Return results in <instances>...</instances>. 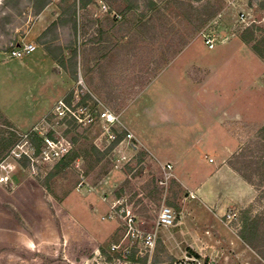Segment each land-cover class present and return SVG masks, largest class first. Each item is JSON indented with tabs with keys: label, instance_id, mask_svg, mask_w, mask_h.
I'll return each mask as SVG.
<instances>
[{
	"label": "rangeland",
	"instance_id": "374dc122",
	"mask_svg": "<svg viewBox=\"0 0 264 264\" xmlns=\"http://www.w3.org/2000/svg\"><path fill=\"white\" fill-rule=\"evenodd\" d=\"M3 1L1 13L8 12L12 18L7 23L9 32L0 36V264H115L113 243L131 247L132 264H175L186 253L212 255L219 264L226 260L240 264L232 245L242 243L230 230L237 231L239 222L215 227L221 250L208 251L213 243V213L199 199L187 205V192L173 170L168 184L162 183L163 164L148 152L141 137L166 162L186 153L191 133L211 128L213 135L202 143L193 173L196 180L208 177L215 166L209 157H216L213 153L223 144L235 150L231 157L242 150L262 152L256 136L264 125V59L241 39L246 28L238 21L245 9L263 14L262 0H222L218 12L193 31L172 63L177 54H171L193 28L189 19L175 16L182 13L180 8L174 7L175 13L167 19L151 9L148 0H91L88 4L51 0L43 21L47 27L53 21L58 24L44 40L66 62V67L57 62L53 69L50 60H35L42 48L38 45L31 55H10L18 41L37 44L39 38L34 35L36 19L29 0L19 9L17 0H8L10 5L1 8ZM74 2L77 29L59 22L64 9ZM156 2L164 6L163 0ZM187 2L199 6L204 0ZM18 27L19 31H13ZM202 31L218 36L215 48H208ZM62 46L72 50L62 54ZM73 50L78 75L72 69ZM239 85L243 97L238 96ZM242 101L246 106L240 111L246 118L231 124L237 139L216 140L220 126L208 111L213 108L220 114L229 105V111L236 112ZM105 108L117 114L125 108L122 120L137 132L133 131L137 151L126 143L112 146L100 118ZM30 132L42 140L35 141ZM47 137L58 145H48ZM67 143L68 157L61 161L64 155L59 157L55 151L62 152ZM47 149L52 154L49 158L44 155ZM141 150L147 154L140 155ZM117 199L123 202L119 209L131 206L148 229L160 207L170 205L177 212V225L160 231L152 254L140 253L138 241L126 237L120 215L103 218ZM257 201L252 216L264 217V184Z\"/></svg>",
	"mask_w": 264,
	"mask_h": 264
},
{
	"label": "crops",
	"instance_id": "0c3cea01",
	"mask_svg": "<svg viewBox=\"0 0 264 264\" xmlns=\"http://www.w3.org/2000/svg\"><path fill=\"white\" fill-rule=\"evenodd\" d=\"M47 8L48 7H45L37 15L33 14V11H32V14L34 15L36 19L35 26L37 29L34 35H36L39 38L37 45L42 47L40 50L37 48L36 51L39 50L41 52H39V55L35 56V60L40 59V58L48 59L51 61L52 69H53L58 61L55 59V57L51 53L48 52V50L46 49V46H49V45H47V43L46 44L42 43L45 40L41 38V35L43 34V32H45V30H47L46 28H48L46 22L43 21V17L45 16V12L47 11ZM31 10H32V7H31ZM13 31H19V27ZM7 32H9L8 28H7ZM4 33L5 32H0V36L4 35ZM24 34H26V32H24ZM12 39L13 40L15 39V41L17 40L15 32L13 34ZM19 42L20 41H18L17 44H19ZM68 49L69 48L67 47L64 48L62 46V54L66 55ZM71 50L72 49H69V51ZM179 54H177L172 59L171 63L176 59V57ZM230 56L226 57L227 63H229ZM66 59H69V58L66 57ZM169 65H167V67ZM225 66L228 67L226 64L223 66V68H225ZM75 75H78V72L75 73ZM66 77L68 78L67 75ZM98 77L102 79V75L99 74ZM108 81L109 82H107L108 83L107 85L111 86V83H112L111 79ZM67 86H69V84ZM93 86L96 88L95 91L99 92L100 90L99 85H95L94 83ZM252 91L255 92L254 90ZM240 92H241V89L239 85L237 86V93L239 94L238 95L239 97L241 96L243 97V95L240 96ZM238 102H240V99ZM242 102L243 103H240V104H243V105L238 106L239 109H237L236 112H233L232 110L229 111L230 109H232L231 106L229 105L226 107H223L220 114H215L214 113L215 111L214 112L212 111L213 108L210 109L211 111L210 110L208 111L210 112V115L212 116L213 120L216 121L217 124H219L220 126L219 129L216 130L220 133L218 136L215 137L216 140L225 141L224 139H226L230 141L231 139L232 140L237 139L231 134V124H234L235 122H238L241 119L244 120L246 118L245 112L240 111V109L243 110L246 106L244 101ZM125 108L123 109L121 113H118L121 120H122V115H123ZM122 122L124 123L125 126H127V128H129V130H131L132 132L134 131L135 134H137L133 126L129 125V123L125 122L124 120H122ZM205 124L208 125V123H205ZM212 132L213 131L211 128L209 129L208 126L207 127L204 126V128L197 130L196 133H191L188 137V139L191 141H190V145H188V150L186 151V153L184 155L178 156L177 158L169 159L166 162H164L162 159H160L158 156L155 155L154 151H156L157 148H154L153 146L149 145L147 141H145V139L142 137H141V140L143 141L144 147L148 150V152L151 155H153V157H155L159 162H161L162 164H167V163L172 164L173 172H174V175L177 181L187 192V195L184 197L187 205L191 203L190 202L191 200L199 199L200 201L205 203L207 207L209 208V210L211 211V213H213V217L210 218L211 222L214 224V226L210 227L212 231L211 241L213 243L212 245H209L211 246V248L208 249V251H218V250H221L219 248V239H220L219 235L220 234L218 235L216 233L215 227L221 228L222 226L221 222L228 225V223L231 221L226 216V214L229 212H235L236 217L232 219V221L237 220L239 222L238 223L239 229H241L242 223H243V218H242L243 211L246 209H250V215L252 216L253 212L257 210L256 204L258 203L257 200L259 197V188L255 186L253 183H251L250 181H248L238 170H236L230 164L229 161L231 159V156L234 154L235 150L231 149L229 143L223 144L222 148L219 147L217 152L213 153L214 155H216V157L214 158L209 157V161L214 163L215 166L214 168L211 169V172L208 175V177L205 179H201V180H196L194 178L193 173L195 171V167L199 165V161L201 159L202 147H204L202 146V143H204L205 141L207 142L210 136L213 135ZM188 139H185V140H188ZM205 145H207V143H205ZM192 195H194V197H192ZM223 217H225L226 218L225 220L227 221L224 222ZM239 229L236 231L230 228V230L233 231V233L238 237V239L242 243L241 245H237V246L232 243L233 244L232 247L234 246L236 248V250L234 251L238 253V256L240 258L238 262L240 264H255L256 261L259 260L262 264H264V259L261 257L258 250L253 248L251 245H249L247 242H245L241 238L238 232ZM196 251H200V250H196ZM199 253H202V252L200 251ZM191 255L199 256L196 253H191ZM204 257H206V259L211 258L215 262L217 261L216 262L217 264L220 263V261L217 258L216 259L213 258L212 255L204 256ZM231 262H233V260H226L222 264H231Z\"/></svg>",
	"mask_w": 264,
	"mask_h": 264
},
{
	"label": "trees",
	"instance_id": "16d2710c",
	"mask_svg": "<svg viewBox=\"0 0 264 264\" xmlns=\"http://www.w3.org/2000/svg\"><path fill=\"white\" fill-rule=\"evenodd\" d=\"M83 4H88L91 0H80ZM148 6L161 13L164 18L169 19V15L175 13V10H172L174 7L180 8L182 13L175 14V16H183L189 19L193 23L192 31L186 34L184 39L180 40V43L176 46L175 50L171 54H177L189 41L193 34L199 27H201L205 22H207L211 17H213L219 10V4L222 0H218L217 2H212V0H204V2L200 3L199 6H194L193 4L187 2V0H163L164 6H159L156 0H148ZM252 3L253 0H249ZM24 3V0H17V9H19V5ZM31 4L33 14H39L45 7H47L51 0H29ZM10 5L8 0H4L1 8L8 7ZM133 5V4H132ZM261 5L264 6V0L261 1ZM21 9V8H20ZM171 11V13H170ZM68 14V15H66ZM12 14L8 12L1 13L0 9V31H7V23L11 20ZM66 16V17H65ZM59 22L61 24H71L74 29L78 28V18H77V3L74 2L70 5V9H64L63 15L59 18ZM58 22H53L45 32L41 35V38L44 39L47 35V31L53 27L57 26ZM241 39L248 44H251L253 50L259 54L264 59V25H253L251 27L246 28L241 33ZM42 43L46 44V41ZM46 49L49 53H51L55 59L62 66L66 67V62L63 56L55 53L54 47L46 46ZM61 49V48H60ZM62 53V49L60 50ZM62 55V54H61ZM73 59H76L77 52L76 50L72 51ZM71 56V57H72ZM169 58H165L163 61H169ZM73 59L71 61H73ZM74 59V60H75ZM73 73H77L76 68V60L72 63ZM29 135L35 141H41L42 138L39 137L38 134L34 132H30ZM122 139V134H120L116 141L112 143V146L119 143ZM257 139V147L261 149V153H256V151H251L250 153H245L242 151L237 152L230 159V164L238 170L248 181L253 183L255 186L262 187L264 184V125L261 126L258 130V134L256 136ZM38 142L37 151H40V145ZM147 150H141L140 155L147 154ZM68 157V154L64 155L61 158V161H64ZM170 204L175 205L174 202L169 201ZM243 223L241 229H239V234L241 238L251 245L253 248L257 249L261 257L264 259V217L250 215V209H246L243 211Z\"/></svg>",
	"mask_w": 264,
	"mask_h": 264
},
{
	"label": "built area",
	"instance_id": "2783aa9c",
	"mask_svg": "<svg viewBox=\"0 0 264 264\" xmlns=\"http://www.w3.org/2000/svg\"><path fill=\"white\" fill-rule=\"evenodd\" d=\"M107 9L106 5L103 6ZM238 21L245 28L251 27L253 25H264V13L258 16L252 8L245 9L240 12ZM204 35L205 44L209 49H213L216 46V37L215 34L205 33L202 31ZM38 46L34 42H21L16 45L10 52V55L16 58H22L28 56L37 50ZM62 103V102H61ZM100 118L103 121V128L105 129V133L110 142H114L117 140L118 136L122 134V139L118 144L126 143L128 147L133 150L138 149V145L135 143L136 136L134 133L124 125L122 120L120 119L119 114L111 111L109 108H105L100 112ZM48 145L51 147L57 146L58 143L52 141L48 137L46 138ZM70 144H65L62 147V152L56 150L55 153L60 157V155H65L69 152ZM45 158L51 157L50 151L44 150ZM61 156V157H62ZM123 159L127 158L126 154L122 155ZM163 180L162 183L167 185L168 182L173 177V166L171 163L163 164ZM84 182H81L80 185H83ZM194 197V195H192ZM120 205H123L122 200L117 199L112 206L111 211L107 214V216H103L106 218H115L117 215H120L126 225L127 233L126 237H130L139 243L140 253H145L146 255L152 254L154 249L156 248L157 241L159 239V234L162 229H169L174 227L177 224V212L176 210L167 204H163L160 207V210L154 220V223L150 229L144 225L143 221H139L137 219L136 214L133 212V209L128 204L126 207L122 206L119 209ZM226 216L232 221L236 217L235 212H229ZM111 249L113 252L117 253V257L115 258V264H132L129 258L132 249L130 246L125 245L122 246V243H113ZM175 264H217L212 259H206L203 257H199L191 254H184L181 258H179Z\"/></svg>",
	"mask_w": 264,
	"mask_h": 264
}]
</instances>
